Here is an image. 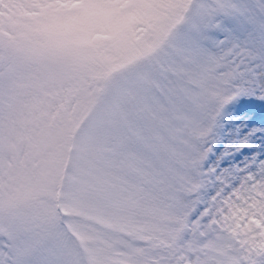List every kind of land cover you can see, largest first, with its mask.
Segmentation results:
<instances>
[{"label": "snow or ice", "instance_id": "6c2138e0", "mask_svg": "<svg viewBox=\"0 0 264 264\" xmlns=\"http://www.w3.org/2000/svg\"><path fill=\"white\" fill-rule=\"evenodd\" d=\"M0 264H264V0H0Z\"/></svg>", "mask_w": 264, "mask_h": 264}]
</instances>
